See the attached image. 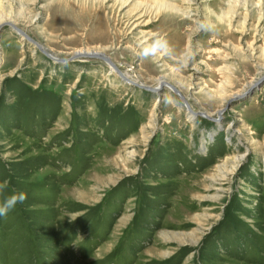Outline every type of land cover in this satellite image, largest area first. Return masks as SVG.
<instances>
[{"label":"rangeland","instance_id":"obj_1","mask_svg":"<svg viewBox=\"0 0 264 264\" xmlns=\"http://www.w3.org/2000/svg\"><path fill=\"white\" fill-rule=\"evenodd\" d=\"M0 13V264H264V0Z\"/></svg>","mask_w":264,"mask_h":264},{"label":"water","instance_id":"obj_2","mask_svg":"<svg viewBox=\"0 0 264 264\" xmlns=\"http://www.w3.org/2000/svg\"><path fill=\"white\" fill-rule=\"evenodd\" d=\"M4 26L9 27L13 32L18 34L27 43L33 45L38 51H40L41 53H43L47 57H50V56H48L49 54L47 53L46 49H44L43 46L40 43H38L36 40H34L31 36H29L23 29L18 27L16 24H14V23H12L10 21L1 22L0 23V31L2 30V28ZM75 56L76 55H72L71 57L76 58ZM82 56L96 57V58H100V59L104 60L106 63H110L111 65L114 66V70H116V74L120 77V79H122L123 81H125V82H127V83H129L131 85H134V86H137V87H143L140 83L132 81V80L126 78L120 72V70L114 65V63L108 57L104 56L103 54L95 53V52H88V53H85L84 55H81L80 57H82ZM168 85H169L170 89L173 92H175V93L178 92L177 89L172 84H168ZM149 89L152 90V91H157L159 89V87L157 89L156 88H149ZM183 101L186 104V107L189 109V107L187 106V104H188L187 101L185 99H183ZM221 110L223 111L224 109L222 108Z\"/></svg>","mask_w":264,"mask_h":264},{"label":"bare ground","instance_id":"obj_3","mask_svg":"<svg viewBox=\"0 0 264 264\" xmlns=\"http://www.w3.org/2000/svg\"><path fill=\"white\" fill-rule=\"evenodd\" d=\"M4 16H3V14L2 13H0V23L1 22H4V21H9V19H6V18H3ZM10 22H12L13 23V21H10ZM15 24V23H14ZM88 52H90V51H88V50H85V51H76V52H74L73 53V55H76L75 57H80L81 55H84L85 53H88ZM91 52H95L96 53V51H91ZM100 54H102V53H100ZM113 62V61H112ZM114 63V62H113ZM107 65H108V68L110 69V72H112V73H115L116 74V70H114V66L113 65H111L110 63H106ZM115 65V64H114ZM116 66V65H115ZM117 67V66H116ZM118 68V67H117ZM126 78H128V79H132L131 78V76L130 75H128V73H126V72H122V71H120ZM120 78V77H119ZM132 81H135V82H138L137 81V79H132ZM140 83V82H139ZM166 84H170L169 82H167L166 81V79L164 78V76L163 77H160L159 79H158V81H157V83H156V85L154 86V88H158V87H161V86H164V85H166ZM173 85V84H172ZM174 86V85H173ZM175 87V86H174ZM176 89H177V87H175ZM177 93H175L178 97H180V99H181V103L183 104V106L185 107V110L188 112L187 114H189V115H191V116H197V115H201V112L202 111H197V110H194L193 109V107L190 105V103H189V101L187 100V98L185 97V96H183L181 93H180V91L177 89ZM182 97H181V96ZM183 99H185L186 101H187V106L189 107V109L186 107V104L184 103V101H183ZM222 109V108H221ZM219 110V112H218V114L220 115L221 114V111L222 110ZM240 159L241 158H235V160H234V162H232V165H234V168L238 165V163L240 162Z\"/></svg>","mask_w":264,"mask_h":264},{"label":"clouds","instance_id":"obj_4","mask_svg":"<svg viewBox=\"0 0 264 264\" xmlns=\"http://www.w3.org/2000/svg\"><path fill=\"white\" fill-rule=\"evenodd\" d=\"M26 199L24 193L13 192L6 196L2 202H0V217H6L10 211H12L18 203H22Z\"/></svg>","mask_w":264,"mask_h":264}]
</instances>
